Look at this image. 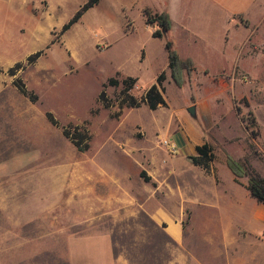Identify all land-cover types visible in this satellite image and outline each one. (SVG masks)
I'll return each mask as SVG.
<instances>
[{
	"label": "rangeland",
	"instance_id": "obj_1",
	"mask_svg": "<svg viewBox=\"0 0 264 264\" xmlns=\"http://www.w3.org/2000/svg\"><path fill=\"white\" fill-rule=\"evenodd\" d=\"M87 1L0 0V264H72L70 241L101 235L113 264H264V206L225 165L230 155L264 178V16L253 26L237 20L221 46H191L185 0H100L61 33ZM189 8V25L204 35L207 11ZM144 10L170 15V32L153 38L159 28ZM222 28L211 29L217 41ZM166 40L194 63L181 88L169 76ZM161 72L165 108L115 116L121 87L110 79L136 78L131 94L140 98ZM64 128L86 130L88 150ZM174 134L211 147L208 172L163 145ZM171 221L180 241L167 233ZM93 242L72 244L74 264L88 263Z\"/></svg>",
	"mask_w": 264,
	"mask_h": 264
},
{
	"label": "trees",
	"instance_id": "obj_2",
	"mask_svg": "<svg viewBox=\"0 0 264 264\" xmlns=\"http://www.w3.org/2000/svg\"><path fill=\"white\" fill-rule=\"evenodd\" d=\"M99 1L100 0H88L75 13L74 16L65 25H63L61 33L69 30L71 26L78 22L80 17L86 11L97 5ZM144 16L146 18L147 25L154 24L159 28L157 31L152 33L153 38L161 39L163 35H167L170 32L172 24L167 13L161 12L151 14L150 11L144 10ZM164 48L166 50L167 69L169 71L170 79L172 80L175 87L181 88L184 82V74H190L194 70V63L189 58L181 60L170 40L165 41ZM40 55L41 51L35 53L33 56L27 59V62H34V60L37 59ZM20 66V64H17L16 68H19ZM10 73L12 76L15 75L13 69H10ZM165 80V73H159V75L155 79V83L147 88L140 98H136L131 94V91L134 89L137 83L136 78L126 77L120 82L115 79H110L107 82L108 86L121 87L119 95L117 97L119 112L116 113L115 116H119L120 111L123 108L137 109L142 105H145L147 109L152 112L156 111L159 108H165L167 106V103L163 97V83L165 82ZM107 85H104V87ZM13 86L16 88L19 94L29 99L30 102H35L37 100L36 95L29 92L20 79H15L13 82ZM98 101L103 108L108 109L109 107H111L110 102L105 99V95L103 92H101V94L98 96ZM46 118L53 126L57 125V122L55 121L51 113H46ZM63 135L66 138L70 139L74 147H76L79 152L83 153L88 150V141L90 137L86 130H80V132H75L71 135L69 131L64 128ZM195 153L196 154L194 156L190 157L192 164L208 172L210 169V165L214 160V155L212 154L211 147L208 144L196 146ZM225 165L234 177V181L236 183H238L242 178L247 179V192L258 204L264 206V178L257 174L251 167L235 160L230 155L225 156ZM140 177L146 183L150 180V178L145 176L144 173H141Z\"/></svg>",
	"mask_w": 264,
	"mask_h": 264
},
{
	"label": "crops",
	"instance_id": "obj_3",
	"mask_svg": "<svg viewBox=\"0 0 264 264\" xmlns=\"http://www.w3.org/2000/svg\"><path fill=\"white\" fill-rule=\"evenodd\" d=\"M199 3L207 11V28L204 35H200L197 31L192 30L190 26V21L195 18L193 13L189 8L190 2ZM186 3V19L187 24H182V28L188 34V45L196 46L198 44L206 45L207 47L221 46L224 35L230 29V27L237 22L243 21L246 24L253 26L254 24H259L264 16V0H185ZM167 11V10H166ZM170 17V15H169ZM171 24L173 26L172 19ZM217 22L223 25L220 32V39H217L212 34V27ZM171 26V28H172ZM164 36V35H163ZM173 41V39H172ZM179 58L184 60L191 58L190 55H182L179 53ZM176 134L173 135L174 140L170 139L171 144L178 147L181 153L188 155L189 157L194 156L195 147L200 146L199 143L189 140H184V138L179 135L176 138ZM1 189V188H0ZM17 193H14L16 196ZM14 196V197H15ZM1 198V192H0ZM166 230L168 235L175 241H180L182 239L181 226L178 222L171 221L167 223ZM77 240H89L91 243L93 241V251L92 256L88 259L87 264H113L111 241L108 235L101 236H89L80 237L72 239L69 244V251L71 257V263L74 264V257L72 251V244ZM123 264V263H122Z\"/></svg>",
	"mask_w": 264,
	"mask_h": 264
},
{
	"label": "built area",
	"instance_id": "obj_4",
	"mask_svg": "<svg viewBox=\"0 0 264 264\" xmlns=\"http://www.w3.org/2000/svg\"><path fill=\"white\" fill-rule=\"evenodd\" d=\"M162 143L165 147L169 148L172 153L175 152L176 147L174 145H172L169 141L164 140V141H162Z\"/></svg>",
	"mask_w": 264,
	"mask_h": 264
},
{
	"label": "water",
	"instance_id": "obj_5",
	"mask_svg": "<svg viewBox=\"0 0 264 264\" xmlns=\"http://www.w3.org/2000/svg\"><path fill=\"white\" fill-rule=\"evenodd\" d=\"M187 112L189 113V115L191 117H194L195 116V108H194V106L188 108Z\"/></svg>",
	"mask_w": 264,
	"mask_h": 264
}]
</instances>
